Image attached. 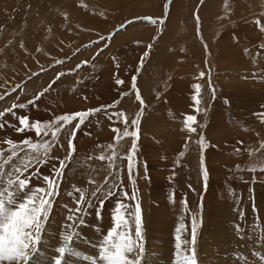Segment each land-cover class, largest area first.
Returning <instances> with one entry per match:
<instances>
[{
    "label": "rangeland",
    "instance_id": "374dc122",
    "mask_svg": "<svg viewBox=\"0 0 264 264\" xmlns=\"http://www.w3.org/2000/svg\"><path fill=\"white\" fill-rule=\"evenodd\" d=\"M257 20L264 26V0H0V95L10 93L0 100V111L13 103L24 104L16 110L18 115L51 121L63 113L119 101L108 114L125 112L131 131V120L141 107L132 89L136 76L145 109L132 173L135 184L130 182L127 160L119 159L131 148V136L116 146L119 178L112 175L109 184L129 195L136 191L142 209V264H174L176 228L186 225L182 239L190 241L193 215L200 225L195 244L198 264H264V172L237 170V165L244 169L264 162V123L254 115L264 112V31ZM57 60L63 63L56 64ZM82 61L88 64L77 69ZM57 73L64 75L56 79ZM116 79L124 83L117 85ZM53 80L39 100L28 103ZM194 85L201 86L199 112L192 99ZM121 93L127 95L121 98ZM186 114L196 117L195 133L184 127ZM76 123L61 131L51 157L67 156ZM0 124H5L0 148L8 147L7 139H38L34 132L17 133L18 121L12 115L0 119ZM113 127L122 132L125 125L110 121L102 111L76 132V151L64 169L42 241L28 264H54L61 234L71 223L66 217L78 199L74 188L85 192L92 207L85 203V224L77 229L81 235L72 245L80 255L67 256L64 264H90L85 257L95 255L92 245L112 226L111 213L121 199L116 188L111 190L117 194L107 199L103 192L91 196L99 186L109 188L104 178L112 170L96 157L113 143ZM201 135L206 144V184L197 143ZM250 150L256 154L250 156ZM56 165L57 160L50 159L38 166L32 185L44 187L42 177L51 176ZM90 179L96 183L90 184ZM99 199H105L102 219L96 215Z\"/></svg>",
    "mask_w": 264,
    "mask_h": 264
},
{
    "label": "snow or ice",
    "instance_id": "6c2138e0",
    "mask_svg": "<svg viewBox=\"0 0 264 264\" xmlns=\"http://www.w3.org/2000/svg\"><path fill=\"white\" fill-rule=\"evenodd\" d=\"M142 19L155 23L151 17H144ZM198 20V17H197ZM256 24L264 31V26L260 25L257 20ZM123 27V25L121 26ZM105 39L101 37V40ZM95 43V42H94ZM151 45L149 46V48ZM261 47H264L262 45ZM39 51V49H38ZM79 51V50H77ZM100 51H103L101 49ZM247 51V50H246ZM99 52L97 53V55ZM148 53L145 52L144 56ZM63 61L57 60L56 64H61ZM88 61H82L76 66L77 69L87 65ZM118 66V65H117ZM143 66V57L140 61V67L137 68V75L140 68ZM71 71V70H70ZM64 73H57L56 79ZM203 77L204 73H200ZM136 76L132 77V89L136 92V100L140 103V111L137 112L136 118L131 120V128L129 130L128 116L123 111H113L108 114L109 109L114 108L119 101H114L111 105H102L98 108L87 109L72 113H63L55 116L51 121H32L26 115H18L17 109L25 108L24 104L13 103L11 107L0 111V119L7 115H12L18 121V127H15L17 133L34 132L38 138L33 141L31 137H25L22 141H13L7 139L4 143L8 146L0 148V264H28L31 255L37 252V246L42 241V234L44 232L45 224L49 221L52 209L54 207L55 198L59 195L60 184L64 177V169L67 167V162L72 158L76 151L74 139L76 132L84 124L89 117L94 116L96 113L105 112L110 121H117L125 125L123 131L113 127L111 130L116 134L113 137V143L107 146L105 152H102L96 159L107 161L109 168L112 170L109 176L104 178V184H108L109 188L104 191L103 186L97 187L92 191L91 196L97 198L98 193L103 192L105 199L110 198L120 193L121 199L117 200L112 213L111 222L112 226L107 230L106 234H102V238L92 246L96 249L94 256H87L85 259L90 261V264H142L145 256V247L142 235V209L139 200L136 197V191L133 190L131 195L127 191L120 192L116 184H109L110 177L116 175L119 178V170L116 165L117 152L116 146L125 137H133L132 146L128 153L120 156L119 159L127 160V167L129 172L130 182L135 184L132 179V173L136 168L135 153L137 150V140L139 138V124L143 115L145 104L136 88ZM55 80L49 85V88L38 93L29 104L35 103L40 97L47 92ZM117 85L124 83L121 79H116ZM211 87V85H209ZM195 94L192 99L196 111L201 109L199 105L200 99V85L193 86ZM12 91H15L13 89ZM213 93L215 89L212 88ZM5 93L0 95V100H3ZM127 93H121V98ZM86 99V97H85ZM258 115L261 122L264 123V112L254 113ZM76 121L75 128L72 130L68 140L67 156L64 159L51 157L52 149L57 145L61 131L68 125ZM196 123V117L193 115L184 116V127L190 133H195L196 128L193 126ZM5 124H0V129L4 128ZM49 137V139H44ZM197 143L201 150L200 169L202 178L206 184L208 179V172L205 166L203 152L206 147L203 135L200 136ZM242 144L243 142H238ZM188 141L185 143L187 147ZM61 147H63L61 145ZM99 147V145H98ZM261 149H264V142H261ZM239 151V149H237ZM5 153H8L6 156ZM23 153V155H21ZM110 153V154H109ZM250 156L256 153L250 150ZM181 157L183 152L179 154ZM92 157H89L91 159ZM50 159H56L57 165L52 168L51 176H43L44 187L33 186L32 179L39 175V167L45 165ZM13 161H18L13 163ZM179 166V161H177ZM35 168L34 172H29V169ZM238 171L250 172H264V162L250 164L247 168L242 169L237 165ZM255 179V178H254ZM90 184H95V180L90 179ZM116 188L117 192L111 189ZM78 193V199L75 201V207L69 209V215L66 217L71 223L66 225V231L61 234V245L57 247L56 252L58 255L54 258V264H64L67 256H78L80 253L72 246L76 239L80 237V232L77 230L79 227L84 226V216L87 215V210L84 207H92L90 200H86V194L80 188H74ZM234 195V193H230ZM69 196L72 193L68 194ZM105 199H99V207L97 208V219H102L101 211L105 203ZM125 200L134 201V204L125 203ZM174 202V193L171 197ZM182 204L187 208V201H182ZM255 211V207L253 209ZM241 215H243L241 213ZM134 222L135 231L133 234L132 224ZM199 223L195 215L192 216L191 222V240L182 239V234L187 231L186 225L183 223L178 224L176 228L177 235L175 236L176 255L174 264H198L195 252V244L197 240V228ZM236 230L240 231L239 225ZM99 231V229H97ZM91 243V242H89ZM139 249V255H136V250ZM264 259V257H262Z\"/></svg>",
    "mask_w": 264,
    "mask_h": 264
},
{
    "label": "bare ground",
    "instance_id": "6f19581e",
    "mask_svg": "<svg viewBox=\"0 0 264 264\" xmlns=\"http://www.w3.org/2000/svg\"><path fill=\"white\" fill-rule=\"evenodd\" d=\"M242 94V93H241ZM241 96V95H240ZM242 98H244V97H242ZM247 98H249L250 99V97H246L245 99H246V101H247ZM254 98V97H253ZM233 99V98H232ZM239 99V98H238ZM248 99V100H249ZM241 100V99H240ZM252 101V100H251ZM250 102V101H249ZM252 104V103H251ZM246 143V142H245Z\"/></svg>",
    "mask_w": 264,
    "mask_h": 264
}]
</instances>
